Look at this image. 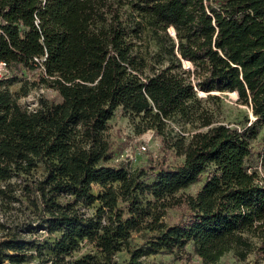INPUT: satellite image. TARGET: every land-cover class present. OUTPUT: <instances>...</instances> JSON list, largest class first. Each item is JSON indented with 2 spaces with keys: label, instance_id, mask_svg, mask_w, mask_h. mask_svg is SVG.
I'll return each mask as SVG.
<instances>
[{
  "label": "trees",
  "instance_id": "trees-1",
  "mask_svg": "<svg viewBox=\"0 0 264 264\" xmlns=\"http://www.w3.org/2000/svg\"><path fill=\"white\" fill-rule=\"evenodd\" d=\"M147 35L159 52H144ZM0 60L14 75L0 79V264L264 258V140L262 170L247 165L264 127V0H0ZM27 71L60 99L22 105L6 83ZM199 90L235 92L254 119L216 122ZM118 109L160 137L161 159L115 162Z\"/></svg>",
  "mask_w": 264,
  "mask_h": 264
},
{
  "label": "rangeland",
  "instance_id": "rangeland-1",
  "mask_svg": "<svg viewBox=\"0 0 264 264\" xmlns=\"http://www.w3.org/2000/svg\"><path fill=\"white\" fill-rule=\"evenodd\" d=\"M128 8V13L131 11ZM128 18H132L128 16ZM146 32H150L147 30ZM173 33V29H170ZM142 49L144 52L157 53L160 50V46L155 42L153 38L149 35L146 36ZM167 56L165 57L164 64H167ZM183 67L189 69L193 65L189 66L184 60H182ZM38 71L28 72L26 74L19 73L18 77L12 79L11 82H7L10 90L18 95V100L22 105L28 107H37L41 103V98L58 101L60 96L54 88L47 86L46 84H30L27 82L35 80ZM14 75L10 71L6 76H1V78H13ZM23 86L29 87V91L23 94ZM198 96L200 98V106L208 109L211 114H213L216 122L228 123L234 126H241L246 122L247 118L254 119L252 116L251 108L244 103H241L237 98L238 95L235 92L230 91H219L213 90L211 92H206L203 90L198 91ZM111 126V131L114 140V149L116 152L115 162L123 163L127 168H133L135 166H141L143 164L150 163L155 159H161L163 157V152L159 148L160 137L153 133L149 139V134L152 130H147L142 134H136L134 131L133 120L122 111L118 109L114 116L109 120ZM180 124L177 122H172L171 127L176 131H179ZM190 126V125H189ZM203 129V128H197ZM264 140V127L261 129L258 138L254 141L255 152L252 154L248 160L247 165L253 169H258L261 171L260 160L258 156V151L262 148V143ZM147 142V143H146ZM146 144L147 149L144 150L142 145ZM183 159L182 156H176L174 153H170L166 162L170 164H175ZM40 171L42 168L39 169ZM202 185V181L192 184L185 189L188 193H194ZM181 208L171 209V217H176L180 212ZM39 238L42 242L53 241L54 235L50 236L45 231H39ZM141 234H136L133 238V244L139 245L142 242ZM90 245H84L81 250L74 252L73 257L77 258L89 251ZM35 251V250H33ZM45 252H48L45 249ZM129 254L126 250L118 252L115 255L116 264H125L128 259ZM42 259L38 256L33 255L29 258V261L34 264H39ZM148 263L152 262H163L165 264H182L183 259L177 257L174 252L167 250H162L155 254H150L145 257ZM218 264H264V258L256 257L254 253H249L246 258H241L236 255L234 251H230L218 262Z\"/></svg>",
  "mask_w": 264,
  "mask_h": 264
},
{
  "label": "built area",
  "instance_id": "built-area-1",
  "mask_svg": "<svg viewBox=\"0 0 264 264\" xmlns=\"http://www.w3.org/2000/svg\"><path fill=\"white\" fill-rule=\"evenodd\" d=\"M45 59V56H43V57H35V60L37 61V62H39V63H42V61ZM10 72V70H9V65H8V63H7V61H5V60H0V77L1 76H6L8 73ZM154 132H153V130H152V133H150L149 134V139H150V137L152 136V134H153ZM147 143V142H146ZM142 148L144 149V150H146L147 149V145L146 144H143L142 145Z\"/></svg>",
  "mask_w": 264,
  "mask_h": 264
}]
</instances>
